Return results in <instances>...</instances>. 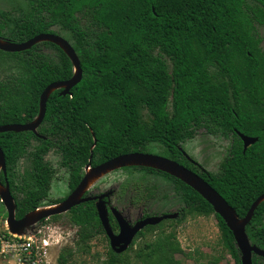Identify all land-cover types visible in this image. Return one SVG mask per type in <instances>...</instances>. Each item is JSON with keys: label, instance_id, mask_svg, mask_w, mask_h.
I'll return each instance as SVG.
<instances>
[{"label": "trees", "instance_id": "1", "mask_svg": "<svg viewBox=\"0 0 264 264\" xmlns=\"http://www.w3.org/2000/svg\"><path fill=\"white\" fill-rule=\"evenodd\" d=\"M25 2L27 8L17 16L0 12V36L21 43L41 33L59 34L53 27L60 26L73 36L83 79L67 95L62 90L51 94L39 135L0 133L6 159V176L2 172L0 178L10 185L18 219L64 200L83 179L91 156L96 166L127 153H149L154 145L203 177L240 217L247 214L264 194V45L258 31L264 27V0ZM0 54L18 65L14 73L0 76V125L33 121L44 89L73 76L69 57L50 42ZM202 131L230 142L216 172L183 155V144ZM237 131L258 140L244 150ZM60 170L68 175L69 192L54 199L51 189ZM122 170L141 173L139 180L123 185L124 191L140 193L137 205L147 204L154 194L145 184L150 171L170 181L172 195L164 196L175 200L183 213L169 220L170 231L163 228L167 221L146 227L125 253L109 247L102 264H180L178 254L191 255L182 249L176 228L191 215H214L221 244L233 264H240L233 233L193 188L153 168ZM0 205L4 208L1 199ZM66 216L77 243L76 249H62L58 264H69L76 251L89 254L92 241L106 237L95 201L73 207ZM110 222L117 229L111 215ZM246 232L264 249V202ZM4 234L9 235L6 229ZM253 264H264V258L255 255Z\"/></svg>", "mask_w": 264, "mask_h": 264}, {"label": "water", "instance_id": "2", "mask_svg": "<svg viewBox=\"0 0 264 264\" xmlns=\"http://www.w3.org/2000/svg\"><path fill=\"white\" fill-rule=\"evenodd\" d=\"M43 42L55 44L69 57L73 65V76L68 80L54 81L44 89L40 96L38 115L33 121L25 124L0 125V133L31 131L39 135L38 129L45 118L47 103L51 94L56 90H62L61 94L67 95L83 79L81 60L76 50L71 42L57 33H41L21 43L12 42L0 36V50L8 53H19ZM237 133L244 143V150L258 140L256 137H249L239 131ZM91 160L92 156L85 167L83 179L64 200L56 204L40 206L20 219L16 216L17 204L11 193L10 185L7 181L3 183L0 178V199L7 212L5 221L7 231L11 235L30 237L43 220L65 214L81 203L95 201L99 219L110 240L112 250L116 253L125 252L133 243L136 235L146 226L158 225L164 220L176 219L179 216L178 212L149 216L131 225L126 214H123L119 208L113 207L112 213L119 225V233H114L110 224L106 201L113 194V190L110 189L94 195L90 193L96 192L93 186L106 175L126 167L137 166L165 172L181 180L199 193L214 208L215 213L224 220L227 227L233 233L236 246L240 252V264H253V257L255 255L264 258V249L253 244L246 232V228L251 222L256 209L264 202V194L260 195L252 203L244 217H240L236 209L203 177L168 157L155 153L133 152L119 155L96 166L92 165ZM2 172L6 176L5 154L0 147V176Z\"/></svg>", "mask_w": 264, "mask_h": 264}, {"label": "rangeland", "instance_id": "3", "mask_svg": "<svg viewBox=\"0 0 264 264\" xmlns=\"http://www.w3.org/2000/svg\"><path fill=\"white\" fill-rule=\"evenodd\" d=\"M250 5H253L250 3ZM254 6V5H253ZM27 8L25 0H0V12H10L15 16L21 14L23 9ZM11 26V25H10ZM56 31H59V35L63 36L69 42L73 43L72 34L62 29L60 26L53 27ZM259 35L263 38L264 45V27L258 28ZM169 68L171 62L168 63ZM18 69L17 63L11 58L3 57L0 54V76L6 77L14 73ZM143 115H147L148 111L146 108H142ZM229 141L222 138H217L206 134L204 131L200 132L199 135L186 143L183 144L186 152L195 161L202 164L204 168L209 171L216 172L219 170L220 163L227 154L229 148ZM155 154L163 155V149L160 145L152 146ZM166 157V156H165ZM141 174V173H140ZM140 174L130 175L124 170H118L112 172L102 179H100L94 186L97 193H101L107 190H113L114 195L111 198L113 205L120 210H124L128 220L133 222L135 219L140 217V211L137 207H131L130 203L126 199L121 201L117 199L116 192H119L121 186L124 184L139 180ZM151 174V175H150ZM155 174L149 173L146 177V183H149L156 188L155 200L151 201V209L155 210L156 213L161 214L162 211L175 210L179 205L175 200L165 198V194L169 197L172 195L173 188L172 184L166 180L156 177ZM158 175V174H157ZM68 175L64 170L59 171V178L54 180L51 197L54 199H60L65 197L68 192ZM153 202V203H152ZM6 218L7 212L5 207L2 208L0 205V235L5 233L6 229ZM66 213L62 214L59 219L53 220L48 218L45 220L47 225L58 223L63 224L65 227L64 231L68 236L67 241L64 245L52 250L53 263L58 264V258L62 249L66 246L73 247L76 249L75 244L77 243V237L74 235L73 229L68 225ZM169 220L165 223L164 229L170 231L173 227ZM159 229L154 231L148 238L153 239ZM177 238L182 246V249L191 255L186 257L183 254H178L177 258L180 264H233L234 261L229 253L224 249L221 244V233L218 226V221L214 215L205 217L199 215L187 216L186 219L179 223L176 228ZM143 239H138L137 243L140 244ZM92 249L89 254L81 253L76 251L69 264H102L106 258V254L109 249V244L104 235L98 236L91 243ZM137 246V245H136ZM12 254V253H11ZM99 255V257L95 256ZM0 254V264H20L19 256H8Z\"/></svg>", "mask_w": 264, "mask_h": 264}, {"label": "built area", "instance_id": "4", "mask_svg": "<svg viewBox=\"0 0 264 264\" xmlns=\"http://www.w3.org/2000/svg\"><path fill=\"white\" fill-rule=\"evenodd\" d=\"M43 222L30 237H19L9 232V235H0V254L19 256L20 264H55L52 260V250L68 242V236L63 224L47 225ZM72 229L76 236V231Z\"/></svg>", "mask_w": 264, "mask_h": 264}, {"label": "flooded vegetation", "instance_id": "5", "mask_svg": "<svg viewBox=\"0 0 264 264\" xmlns=\"http://www.w3.org/2000/svg\"><path fill=\"white\" fill-rule=\"evenodd\" d=\"M152 150H154L153 148H151V150L149 151V153H156V152H154V151H152ZM183 155L184 156H186L189 160L191 159V157L189 156V155H187V153H186V151H184L183 152ZM146 168V167H145ZM151 169V168H150ZM156 170V169H155ZM149 173H150V171H149ZM151 175V174H150ZM140 176H141V174H140ZM155 176V175H154ZM156 177H160V178H162V179H164L165 180V178H163V176H161V175H159V176H156ZM167 181V180H166ZM168 182V181H167ZM169 183H170V181H169ZM146 185H147V187L148 188H151V192H154V194H153V196H151V198L148 200V202H147V204H141V205H137L136 203H135V199H136V197L139 195L140 196V193L138 192V191H136V190H133L131 193L128 191V190H125L124 191V188H123V186H121V188H120V190H119V192H116V195H117V199L119 200H121V201H125L126 199L128 200V202L130 203V205H131V207H133V208H135V207H137L138 209L140 208V209H142L141 211H140V213H141V215H140V217H138L137 219H135L133 222H131L130 224L131 225H134L137 221H139V220H141V219H144V218H146V217H149V216H155V215H164V214H169V213H172V212H178L179 213V216L176 218V219H167V220H164V221H168V220H177L180 216H181V214L183 213V210H182V208H181V206H178L175 210H166L165 212L164 211H162L161 212V214H159V213H156V211L155 210H153V209H151V201H153V200H155V197H156V188H154V186L153 185H151V184H149V183H145ZM152 194V193H151ZM155 195V196H154ZM113 196H115L114 195V192H113V194L112 195H110L107 199H106V201H107V208H108V211H109V219H110V215L111 216H113V218L115 219V222L117 223V229L115 228H112L113 229V231H114V233L115 234H118L119 233V225H118V222H117V220H116V218H115V216H114V214L112 213V208L113 207H115L114 205H113V203H112V201H111V198L113 197ZM96 203V202H95ZM153 203V202H152ZM123 214H125L124 213V210H120ZM164 221H162V222H164ZM161 222V223H162ZM110 224H111V222H110ZM149 226H154V225H149ZM146 227H148V226H146ZM145 227V228H146ZM144 228V229H145ZM143 229V230H144ZM105 231V230H104ZM141 232V231H140ZM139 232V233H140ZM138 233V234H139ZM137 234V235H138ZM105 235H106V232H105ZM137 235H136V237H137ZM106 237H107V241H108V244H109V247L111 248V246H110V240H109V238H108V236L106 235ZM135 237V238H136ZM135 238H134V240H135ZM134 242V241H133ZM133 244V243H132ZM132 244H131V246H132ZM130 246V247H131ZM129 247V248H130ZM128 248V249H129ZM112 249V248H111ZM128 249L126 250V251H128ZM114 251V250H113ZM125 251V252H126ZM115 252V251H114ZM125 252H122V253H125ZM116 253V252H115ZM122 253H117V254H122ZM259 257V256H258ZM261 258H263V257H261Z\"/></svg>", "mask_w": 264, "mask_h": 264}]
</instances>
